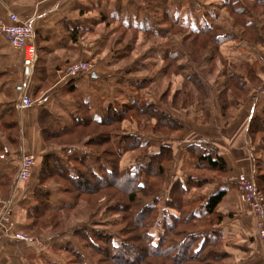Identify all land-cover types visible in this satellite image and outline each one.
I'll use <instances>...</instances> for the list:
<instances>
[{
    "label": "rangeland",
    "instance_id": "1",
    "mask_svg": "<svg viewBox=\"0 0 264 264\" xmlns=\"http://www.w3.org/2000/svg\"><path fill=\"white\" fill-rule=\"evenodd\" d=\"M108 1L124 8V6L120 4L122 3V0L121 2L120 0ZM157 1L159 3L163 0ZM167 1L168 2L166 4L170 6L166 7L169 11H171V14L169 13L170 21L174 18V22L177 17L180 19L179 15L181 11V22L188 19L189 24L193 23L191 27H194L193 25L198 26L199 22L196 18L194 21L191 18L193 12L196 11L198 15H202L203 12H207L212 16L216 13H222L224 16L221 17V23L224 31L227 32L232 29H237L238 32L241 31V37L245 32V29L242 26L237 25L228 9L223 7V2L221 0ZM169 1H172L173 4H169ZM163 3L165 4V2ZM123 4L128 5L129 10L128 12L122 10L118 18L113 17V14L111 13H107V16L102 14L100 18L99 12L93 9L92 11L86 13L85 16V18L91 21V30L84 34L83 37H80L79 43L86 40L89 42V44L84 47L85 51L87 50V52L91 53L92 57L90 59H80L76 62L87 61L92 65V68L90 74L84 75L87 78L80 77L77 80L91 79V76L94 73V75L96 74L95 77L97 76L100 81L93 83L90 86H84L82 92H78L75 95L73 92V85L70 86L69 84L75 79H69L68 81L64 79L62 80L60 74H56V76L51 78L53 80L51 85H49L48 82H45L42 86L39 84V88L36 89L34 93L35 97L41 96L45 92L48 98L51 99L59 89L60 94H57V96L58 99L64 101V104L62 105L63 107L52 108L50 111H53L56 117L63 121L68 118L69 113L71 112L73 114L77 113L82 114V116L84 115L79 109L81 103H79V101L75 98L79 95V93L84 94L82 99L85 102L90 100V106L95 109V114H98L100 110L107 108L109 104L113 103L118 104L120 107L129 105L133 99H144L145 103H150L149 101L152 100L151 96L154 95L158 104H160L159 101L163 104H168L173 108V113L177 116V118L185 123L187 118L184 114L186 110H188L189 101L195 97L192 98L191 90H188V85L186 84L187 81H183L182 75H189L192 71H195L204 79L206 77L207 80L205 82L209 87V90H211V92H216V86L219 85L218 82L220 79L219 71L220 69H225L222 68L219 60L223 62L222 60L224 57L220 59L221 55L216 54L215 50L212 48L203 49L200 47V49H196L195 47H190V42L186 41L188 35L187 30L180 28V22L178 24L174 22V26H172L166 21L163 22L162 18H159L158 20L161 24V32L159 33V31H157V34L159 33L157 36H149L151 35L149 29L145 31L128 26L131 24L132 20L124 19L127 17L133 19V11L134 13L137 12L139 15H152V18L150 19L156 21L154 23H157L158 20L153 19V14L155 13H150V9H153V11L156 10V8L154 9L152 7V4H156V0H125ZM177 12L179 15L176 14ZM248 20L252 21L254 26L257 28L258 33L255 34L254 38H256L257 35H260L261 37L260 42L249 41V43L254 45V50L260 54L261 59L264 62V53L261 54V50H264L261 46V43L264 42V14L256 13V15H253V17ZM168 33H171L173 36L171 43H169L170 38ZM0 44L4 46L5 44L7 46L9 45V43L7 44V42L3 39H0ZM234 45H240L241 49L243 48V43L239 40L234 42ZM159 47L161 49L155 51V48ZM10 48L21 64L18 63L19 66L12 68V71L0 72V89L2 88L0 91V104L16 99L18 94L16 93V88L19 86L23 90L21 91L23 95L22 99L28 95L27 97L30 98L33 105L37 102L41 103L43 98L46 101V94L43 98L41 97L39 101L33 100L34 98L29 93L26 95L27 92L25 88L33 85L36 72L35 74L33 73V75H28L26 70H23L22 52L11 46ZM187 49L194 52L195 55H193L195 61L193 60L192 54ZM169 52L171 55L180 56V59H178L179 61L171 60V57L167 59ZM37 54H39L38 50ZM206 58L210 60L207 65L204 62ZM8 62H10V60L8 61L0 58V71L8 69ZM73 62L75 61L70 62L69 60L61 67L58 66L56 73L58 70H64L65 67ZM168 66L172 67L170 69L171 72L164 73L166 72L165 68ZM211 73L212 75H209ZM249 73L251 76L252 69L247 67L246 77ZM195 78L196 76H194L191 80V82H193L192 90H197L196 96L200 105L206 100L207 93L206 88L204 86H200V83H198ZM252 84L253 89L250 98L252 104L256 105L259 101H264V77L262 80L259 77H254ZM229 97L233 99L230 93ZM247 97L245 99H247ZM12 105L13 104L9 105V107L5 109L0 107V115L4 110L8 111L13 109ZM200 107L201 106H198L196 111L198 109L199 112ZM230 107H232L231 104L229 108ZM138 111L140 110L128 109L126 115L124 116V122L121 125L120 135L119 137H116V144L120 148L122 154L119 153L118 157L115 156L107 159L109 162L114 163L115 166H119L121 170H128L129 172L133 169L137 170V167L145 162V157L142 159L145 155V151L134 147L138 144L134 135H142L143 138L141 139L143 143L149 142L151 148L156 149L160 146V140L165 141L166 139H169L174 141L176 139V144H178L179 142L177 141L181 140L180 136L183 133L182 130L180 134H172L171 137L167 136L168 138L163 134H156L152 129L156 120L154 118L150 119L148 116L141 118L138 116ZM16 113L17 112L15 111V114ZM227 113V118H224L226 121H229L231 118V112L229 109ZM16 115H18V113ZM83 117L86 119V116ZM16 120H18L17 117H13V119L5 121L7 125H4V121H0V155L3 153L2 148L8 149L9 153L6 160H0V167H6L7 171H12V173L8 175L5 182L0 181V200L2 201L1 204L4 205V207L0 205V234L3 235H0V239H2L0 240V246L1 244H6L3 240H6L9 245H11L6 254L3 255L0 251V264L10 262L12 264H48L46 263L48 260L56 264H83L82 260L78 259L72 251V246H75L77 243H80V245L86 249V256L89 255L92 259V261L87 264H170L164 261L166 259L163 255H155L152 258L146 256L148 252L146 251L145 239L142 237L145 229L137 232L133 231V226H131L130 220L128 219V216L132 211H140V208L143 207L150 198L144 197L139 204H131L129 207L132 210L127 212V209H125L127 205L125 200L126 196L121 192V190L126 192L129 188H125V184L120 187L119 184H115L113 179H105L99 182L103 184L104 187H107V189L98 190L95 188L94 191H97L96 196H84L80 194L76 199V204L74 205L67 202L69 200L67 191L69 189H71V191L72 189L80 190V188H77L76 186L71 188L70 185L65 183L62 179L57 180V184H55V181L53 180H48L47 184H45L43 188L45 191L49 190L52 192L54 197L53 201H55L54 205H57L60 209H64L62 210L64 211V214L57 216L62 218L61 224L58 227H46L41 229L35 222L29 220L28 211L31 204L34 202L33 194L31 192L40 179L42 166L41 164L38 165L37 162L32 170V175L29 181L25 183L18 182L19 160L23 156L24 152L20 147L21 130L19 129V133H17V129L10 130L13 126L11 124H14L10 121ZM14 126L16 127V124H14ZM89 133L93 134L90 131ZM262 137V135H259L255 141H252L251 139L252 144L260 143L264 145ZM16 138L18 140H16ZM98 141L102 142L101 139L93 137L91 143H97ZM14 142L17 144H14ZM150 145L149 149L152 151ZM47 149L50 153L52 152L57 155L64 151L62 148L57 146L52 148L47 147ZM69 149H72L73 152ZM89 149L81 144L74 148H68L65 151L67 154L76 152L78 155H86L89 153ZM260 154L264 159V151ZM170 168L171 167L166 168L165 181H163L160 188H158L159 191H162L161 193H163V197L165 195L164 191L169 187V185L173 184V182L178 179V171L173 174ZM192 173L193 174L191 176L194 178L204 177V179L208 181V183H206L202 188L190 189L187 196V200L194 201L193 205L190 206L189 209H196V212L200 214L203 213L204 210L200 208L201 200L205 195H208V192L210 193V189L212 188L214 182L213 180L224 179L228 176V174L221 177L216 173H212L204 169L198 171L194 170ZM189 174L190 173H186L185 176H188ZM247 175L251 177L259 193L264 197V191H262L259 186L256 172L255 174L252 173ZM186 178L187 177L184 179ZM3 183H6L9 186L8 190L5 188ZM63 186L65 188L61 189L60 187ZM110 186H112V188H110ZM114 187H117L120 190ZM128 187H130V185ZM236 191L239 202L244 208L246 207L250 213L257 235L255 237L249 236L241 239L242 236L240 233H236L237 229L233 228L226 231L227 228L225 230L221 228L222 225L225 228V226L231 221L233 215H228L229 218L225 219L223 224L220 226V230L222 235L225 231L226 236H228L227 238L223 237V252L225 253L226 251H230L233 254L226 253L228 258L226 259L225 264H232L234 261H230V259L233 257L234 260L236 256H238V260L242 258L252 260L253 264H264V241L260 237L259 232H257L258 228L253 212V206L249 203L245 204L241 201L237 186ZM104 194L114 195L115 198L113 200L111 199L106 202H102L96 207L93 205L91 207V204H96V201H99L100 196H104ZM252 202L255 203L256 199ZM116 205L117 207L115 208ZM5 212V219H9V222L2 220ZM45 217L46 215L44 216V219ZM48 217L46 218L48 219ZM53 218L55 217H49V219ZM44 222L45 221H43V223ZM10 223L13 224V229L11 231H9L8 227V225L10 226ZM195 224H197V229L202 228L205 225L203 221H194L190 226ZM191 228L192 227H188L189 230L195 231ZM234 232L238 235L237 238L230 236ZM15 234L24 236L26 241L15 238ZM133 236L135 242L132 241L131 244L128 243L129 239ZM121 241L123 246L129 244L132 247L137 248V250L135 252H130L131 250L125 246V248H122L121 250H123L126 256L119 253L115 254L114 246L120 247Z\"/></svg>",
    "mask_w": 264,
    "mask_h": 264
},
{
    "label": "trees",
    "instance_id": "2",
    "mask_svg": "<svg viewBox=\"0 0 264 264\" xmlns=\"http://www.w3.org/2000/svg\"><path fill=\"white\" fill-rule=\"evenodd\" d=\"M124 1L125 0H122V3H120L124 6L123 8L108 0H86L78 7L79 16L83 18L86 16V13L93 9L99 12L100 18L102 14L107 16V13H111L113 17L118 18L122 10L126 12L129 10L128 5L123 4ZM221 1L223 2V7L228 9L237 25L245 29L242 37H235V35L232 34L220 35L219 28L213 25V22L219 17L220 13H216L212 16L207 12H203L202 15H198L195 11L192 13V17L191 15L190 17L193 21L196 18L199 25H193L194 27H191L193 23L189 24L188 19L181 22L182 16L180 11V15L178 12L176 13L180 16V19L177 17L174 22L177 24L180 22V28L187 30L188 35L186 41L190 42V47H195L196 49H200V47L203 49L212 48L216 51V54H218L221 46L230 40L239 38L260 42V35L254 38L255 34L258 33L257 28L254 26L253 22L248 21V19H251L256 13L264 14V0ZM163 2H165V4ZM167 2V0H163L158 3L156 0V4H152V7L154 9L156 8L157 11L150 9V13H155L153 14V19L158 20L162 18L163 22L166 21L174 26L173 16L172 21H170L169 13L171 14V11L166 7L170 6L166 4ZM171 3L172 1H169V4ZM132 13L134 14L133 19L128 17L124 19L132 20L131 24L128 26L145 31L149 29L151 33L149 36H157L161 32L160 21L158 20V24L154 23L156 21L150 19L152 15H139L137 12L134 13V11ZM138 23L140 26H137ZM71 30V40L77 44L80 37H83L84 34L91 30V25L86 28L82 27L80 24H73ZM157 31H159L158 34ZM160 49V47L155 48V51ZM188 51L192 54L193 60L195 61L194 52L192 50ZM169 58L179 61L178 59H180V56L171 55L169 52L167 59ZM171 68V66L166 67V72L164 73H170ZM193 77L194 76H191L190 79L186 80V84L193 83L191 82ZM77 79L78 78L75 80ZM195 79L200 83L199 85L202 86L200 78L196 76ZM75 80L69 83L70 86L75 84ZM247 82L251 84L253 82V77L250 76V73L247 74V77H243L239 74L226 77L224 89L219 98L222 115L224 117L227 118V111L231 104L228 100L229 93L234 101H236V99H245L250 93V90L245 87ZM73 92L75 95L78 93L77 87H73ZM79 95L75 98L81 103L79 109L83 112V116H86V119L82 114H73L71 112L66 120L61 121L56 117L53 111L47 109L42 110L38 115V127L42 140L44 144L47 145L46 147L52 148L57 146L64 151L60 152L59 155L48 151V153L42 157L41 176L31 192L34 202L31 204L28 211L29 220L35 222L41 229L46 227H58L61 224L62 218L57 216L64 214V211H62L64 209H60L57 205H54L55 201H53L54 197L52 192L49 190L45 191L43 188L48 180H53L55 181L54 183L57 184V180L62 179L65 183H68L71 188L75 186L80 188V190L72 189L71 191V189H69L67 191L69 199L67 202L74 205L80 194L84 196H96L97 191H94L95 188L98 190L107 189V187H104V185L99 182L105 179H113L115 184H119L120 187L125 184V188H129L126 192L121 190L126 196L125 200L127 205L125 209H127V212L132 210L129 207L131 204H139L144 197L150 198L148 202L146 204L144 203L145 205L140 208V211H132L128 216L131 226H133V231L137 232L145 229L142 237L145 239L146 251L148 252L146 256L152 258L155 255H163L166 259L164 261L170 264H225L228 255L223 252L224 238L220 230V226L225 219L229 218V216L224 215L221 211L225 192L221 191L217 194L203 197L200 208L204 210L203 213L198 214L196 209H189L194 201L187 200V196L190 189H199L208 183L204 177L194 178L188 175L185 176L187 177L186 179H184L185 177L178 178L164 191V197L162 196V191L158 190L163 181H165L166 168L170 167L175 160L174 147L169 139H166L158 148L153 149L149 142V144L143 143L141 139L143 138L142 135H134L138 141V144L134 147L145 151V155L142 157V159L145 157V162L140 164L137 170L133 169L130 172L128 170H121L119 166H115L114 163L107 160L115 156L118 157L119 153L122 154L115 140L116 137L120 135L121 125L124 122V116L128 109H139L138 116L141 118L145 116H148L150 119L154 118L156 123L152 126V129L156 134L158 133L166 137H171L172 134H180L183 130V126L173 117L160 111L155 104L145 103L144 99H133L129 105L123 107L115 103L109 104L107 108L95 114V109L90 106V100L85 102L82 99L84 94L79 93ZM15 105L16 104L13 103V109L8 110L9 112L3 109L4 111L1 112L0 121L5 122L9 119H13V117H17L18 119V115H16L18 111ZM232 107L234 108V106ZM15 111L17 112L16 114ZM10 122L16 124V127L14 124H11L13 126L10 130L17 129V133H19V121ZM4 125H7V123L5 122ZM89 131L93 134H90ZM249 135L252 141H255L259 135H262L264 140V111L254 116L251 120ZM93 137L101 139L102 142L98 141L97 143H91ZM16 140L18 139L16 138ZM14 144L17 143L14 142ZM81 144L87 149L90 148L88 154L78 155L76 152L72 154L66 153V149L74 148ZM149 145L152 151L149 149ZM187 152L193 158L192 166L194 170L198 171L204 169L216 173L221 177L228 174L226 162L222 157L214 154L213 150L209 151L207 148L191 145L187 148ZM255 168L257 181L261 190L264 191V161L256 160ZM10 173H12V171H7L6 167H0V181L5 182ZM128 183L130 187H128ZM3 185L7 190L9 189L6 183H3ZM60 188L62 189L65 187L63 186ZM110 188H112V186H110ZM114 188L118 189L117 187ZM114 198V195L104 194V196H100L96 204L92 203L91 207L92 205L96 207L100 203L111 199L113 200ZM116 207L117 205L115 208ZM45 215L46 217L54 216L55 218L49 219L48 217L47 219L45 217L44 219ZM43 221L45 222L43 223ZM194 221H203L205 225L197 229V224L190 226ZM188 227H192L191 229L195 231L189 230ZM133 238L134 236L129 239L128 243L131 244V242L135 240ZM125 246L131 250L130 252H135L137 250V248L129 244ZM125 246H123L122 241L120 242V247L114 246L115 254L119 253L126 256L123 250H121L125 248ZM72 248L74 255L78 259H81L83 264L92 261L89 255L86 256V249L82 247L80 243L72 246ZM46 263L56 264L50 260L46 261Z\"/></svg>",
    "mask_w": 264,
    "mask_h": 264
},
{
    "label": "crops",
    "instance_id": "3",
    "mask_svg": "<svg viewBox=\"0 0 264 264\" xmlns=\"http://www.w3.org/2000/svg\"><path fill=\"white\" fill-rule=\"evenodd\" d=\"M85 1L86 0H0V19L8 12L15 13L22 19L30 21L35 31V44L39 53V60L34 69V74L35 72L36 74L33 85L25 88L27 92L26 95L29 93L34 98L33 100L39 101L41 97L43 98L46 94L44 92V94L38 97L34 95L35 90L39 88V84H41V86L45 82H48L49 85L52 84L53 80L51 78L56 76L58 66L61 67L69 60L70 62H76L80 59H90L92 57L91 53L87 52V50L85 51L84 46L89 44L87 40L81 43L78 42L77 44L71 40V27L73 24H80L82 27L86 28L90 27V20L79 16L78 7ZM223 16L224 15L220 13L219 17L213 22V25L219 28L220 35L232 34L235 35V37H240L241 31L238 32L237 29H232L227 32L222 29L221 17ZM137 26H140L139 23ZM168 35L170 38L169 43H171L173 36L171 34ZM238 40L243 43L242 49L240 45H234V42ZM252 45L253 44L249 43L247 40L237 38L225 42L221 46L218 54L221 55L220 59L224 58L222 60L223 62L219 60V63L222 68L225 69H220L219 71L220 79L218 82L219 85L216 86V92H211V90H209L205 82L207 80L206 77L204 79L197 72L192 71L189 75H182L183 81L190 79L191 76L196 75L199 77L207 93L206 100L203 104L199 105L196 96L197 90H192V83L187 84L188 90H191L192 98H195L189 101L188 110L185 112L186 115L184 114L187 118L185 123L177 118L173 113V108L168 104H163L160 101V104H158L154 95L151 96L152 100L149 101L155 104L160 111L173 117L183 126V133L180 136L181 140L177 141L179 143L176 144V139L174 141L170 140L175 151V160L170 166V170L173 174L178 171V178H183L186 173H190L189 175L191 176L193 174L192 172H194L192 166L193 158L187 152V148L191 145H198L202 148H207L209 151L213 150L214 154L224 159L228 168V176L224 179L213 180L214 182L210 189V193L208 192V195L204 197L217 194L221 191L225 192L221 211L224 215H233V217L225 228L223 225L221 228L224 230L227 228L226 231L233 228L237 229L236 233H240L242 236L241 239L249 236L255 237L257 233L249 211L239 202L234 181L239 174H255L256 160L264 161L260 154L264 151V145L260 143L252 144L249 135L251 120L254 116L264 111V101L261 100L256 105L252 104L250 95L253 84L247 82L245 87L250 90L247 99H236V101H234V99L229 97V102L234 108H229L231 118L229 121H226L222 115L219 98L220 93L223 91L226 77L233 74L246 77L247 67L252 69L251 76L253 78L259 77L262 80L264 77V62L260 54L254 50V45ZM5 46L0 44V58L8 61L10 60V62H8V69L0 72L12 71V68H15V66L18 67L19 64H21L19 60H17L16 55L11 51V45L8 47L5 44ZM261 46L262 49H264V42L261 43ZM263 53L264 50H261V54ZM209 61L208 58L204 60L206 65L207 63L209 64ZM23 70L25 71L24 67ZM93 75L91 79L75 80V84L72 87H77V92H82L84 86H90L100 81L97 76L93 77ZM209 75H212V73ZM21 91H23L22 88L20 86L17 87L16 93L18 94L16 99L6 103L3 102L0 104V107L5 109L9 107L8 105L13 103L16 104L15 106L18 111V121L21 130L20 147L24 153L35 155L39 165L41 164L42 157L48 153V149L40 134L37 122L38 115L42 110L63 107L62 104H64V101L58 99L57 94H60L58 89L57 91L59 93L57 92L51 99H49L46 94V101L43 98L41 103L37 102L30 107H22L20 105L23 97ZM198 106H201L199 112L198 109L196 111ZM163 142L164 141L160 140L159 145L163 144ZM236 233L234 232L230 236L237 238L238 235H236ZM223 237H228L225 231L223 232ZM3 241L6 242V244H1L0 251L1 254L3 253L4 255L11 245H9L6 240ZM225 253L230 254L231 252L226 251ZM237 257L238 256H236L234 260L233 257L230 259V261H234L232 264H253L252 260L242 258L238 260Z\"/></svg>",
    "mask_w": 264,
    "mask_h": 264
},
{
    "label": "built area",
    "instance_id": "4",
    "mask_svg": "<svg viewBox=\"0 0 264 264\" xmlns=\"http://www.w3.org/2000/svg\"><path fill=\"white\" fill-rule=\"evenodd\" d=\"M0 39H3L11 45V47L22 52V64L28 75H33L34 69L38 63L39 57L35 44V31L30 21L22 19L12 12L6 13L0 19ZM92 65L87 61H78L70 63L64 70H58L61 79L68 81L69 79H76L91 72ZM33 103L30 98L25 96L22 99V107H30ZM0 160L8 158V149L2 148ZM36 164V156L33 154L24 153L19 160L18 182L25 183L29 181L32 175V170ZM235 184L238 187L239 196L243 203L251 204L253 206L254 216L257 222V232L264 241V197L259 193L254 181L247 174H239L235 179ZM256 199V202L252 201ZM2 201L0 200V205ZM6 212L2 220L9 222L5 219ZM9 231L13 229V224L10 223ZM8 231V232H9ZM15 238L26 241L24 236L15 234Z\"/></svg>",
    "mask_w": 264,
    "mask_h": 264
},
{
    "label": "water",
    "instance_id": "5",
    "mask_svg": "<svg viewBox=\"0 0 264 264\" xmlns=\"http://www.w3.org/2000/svg\"><path fill=\"white\" fill-rule=\"evenodd\" d=\"M93 77H95V75H93Z\"/></svg>",
    "mask_w": 264,
    "mask_h": 264
}]
</instances>
